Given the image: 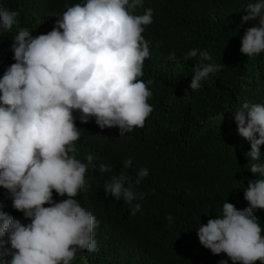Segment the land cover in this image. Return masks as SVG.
Returning a JSON list of instances; mask_svg holds the SVG:
<instances>
[{
    "label": "clouds",
    "instance_id": "clouds-1",
    "mask_svg": "<svg viewBox=\"0 0 264 264\" xmlns=\"http://www.w3.org/2000/svg\"><path fill=\"white\" fill-rule=\"evenodd\" d=\"M142 4L76 0L40 22L50 31L35 36L18 26L17 11L0 6V33L15 29L9 45L14 62L0 75V188L27 221L0 212V264H74L85 250L99 255V244L116 252L117 238L105 229L104 209L94 200L110 195L130 205L131 215L140 210L143 191L136 186L148 170L128 175L131 158L111 168L104 149L78 158L75 144L84 132L74 121L91 118L97 133L115 127L124 135L143 127L152 112V92L140 78L150 57L142 33L153 13L145 8L138 14ZM242 9L237 28L254 24L240 35L239 52L254 58L264 53V0H250ZM189 58L197 60L187 86L195 91L219 68L207 50L190 49L183 60ZM232 119L249 143L247 170L258 178L242 189L246 207L224 201L221 214L199 223L195 233L203 248L223 253L231 264H264V235L254 215L264 210V102H243ZM151 180L156 190L167 184L162 173Z\"/></svg>",
    "mask_w": 264,
    "mask_h": 264
},
{
    "label": "trees",
    "instance_id": "trees-1",
    "mask_svg": "<svg viewBox=\"0 0 264 264\" xmlns=\"http://www.w3.org/2000/svg\"><path fill=\"white\" fill-rule=\"evenodd\" d=\"M74 1L0 0V6L17 11L18 26L35 36L50 31L40 22L55 19L50 14L59 15ZM249 2L143 0L137 13L151 8L153 18L142 33L150 57L144 61L140 79L152 92L147 101L152 112L143 127L124 135L115 127L97 133L99 127L91 118L87 123L74 121L84 132L75 144L78 158L104 149L111 168L118 169L123 160L131 158L128 175L141 168L148 170L136 186L143 191L141 208L133 216L130 205L110 195L94 200V206L104 209L102 223L116 236L117 251L98 243L99 255L88 256L85 250L74 264H218L221 259L231 264L223 253L213 255L203 248L195 229L219 216L224 201L237 209L246 207L242 189L248 180L258 178L247 170L249 143L238 135L232 119L243 102H264V53L248 58L239 52L240 35L254 24L249 21L237 28L245 14L242 8ZM14 33L15 29L0 33V75L14 62L9 48ZM193 48L207 50L210 62L219 68L195 91L187 86L197 60H183ZM170 53L175 60L169 59ZM260 151L264 156V145ZM156 173L167 176V184L157 190L151 182ZM10 203L0 188V212L27 223ZM254 215L264 235V210Z\"/></svg>",
    "mask_w": 264,
    "mask_h": 264
}]
</instances>
